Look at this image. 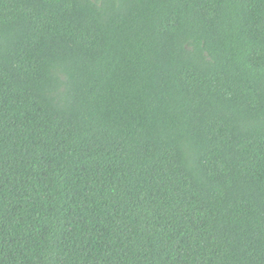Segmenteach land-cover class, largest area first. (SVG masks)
I'll return each mask as SVG.
<instances>
[{
  "label": "trees",
  "instance_id": "trees-1",
  "mask_svg": "<svg viewBox=\"0 0 264 264\" xmlns=\"http://www.w3.org/2000/svg\"><path fill=\"white\" fill-rule=\"evenodd\" d=\"M0 264H264V0H0Z\"/></svg>",
  "mask_w": 264,
  "mask_h": 264
}]
</instances>
